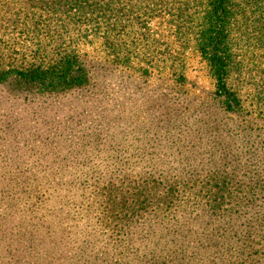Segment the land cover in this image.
Segmentation results:
<instances>
[{"label":"rangeland","instance_id":"1","mask_svg":"<svg viewBox=\"0 0 264 264\" xmlns=\"http://www.w3.org/2000/svg\"><path fill=\"white\" fill-rule=\"evenodd\" d=\"M256 8L251 16H264V0ZM157 22L132 23L116 45L80 43L85 87L39 94L0 84V264H136L157 250L160 264H264V254L223 252L224 237H264V96L255 89L264 50L242 48L232 83L247 100L232 113L194 43L173 47L166 20ZM166 46L178 52L176 71ZM221 171L232 196L207 192ZM129 184L151 193L121 223L96 193Z\"/></svg>","mask_w":264,"mask_h":264},{"label":"trees","instance_id":"2","mask_svg":"<svg viewBox=\"0 0 264 264\" xmlns=\"http://www.w3.org/2000/svg\"><path fill=\"white\" fill-rule=\"evenodd\" d=\"M197 3L193 0H0V84H13L21 92L39 94L85 87L91 73L79 51L80 43L96 37L116 45L124 34L123 29L132 23L151 29L147 25L150 20L156 19L157 23L166 20L173 47L174 43L181 47L182 41L191 40L214 79L217 100L225 110L241 113L247 97L233 85L232 77L236 70L241 73L244 68V62L239 59L242 48L245 47L246 53L257 45L264 50V16H251L257 14L256 0H201L196 17ZM195 22L196 30L189 37L188 24ZM145 38L146 35L142 39ZM166 47L163 54L169 55L170 68L176 71L180 61L178 52L173 54L172 47ZM251 52L254 58L256 53ZM258 72L262 77L255 89L264 96V65ZM228 176L231 174L222 171L213 175L214 185L207 190L208 194L226 190L232 196L227 190L231 182ZM150 189L136 184L121 190L104 187L96 197L103 198L106 208L121 215L118 221L124 223L131 212H136L137 205L147 204ZM233 190L236 194L241 192L237 187ZM224 193L218 198L223 199ZM216 203L220 201L217 199ZM223 239L232 243L223 252L232 251L240 260L264 254V237L259 229L254 235ZM222 244L223 241L216 249H221ZM157 253L160 251L153 252L151 261L144 259L136 264H160L155 261ZM165 258L161 259L162 264H166Z\"/></svg>","mask_w":264,"mask_h":264}]
</instances>
